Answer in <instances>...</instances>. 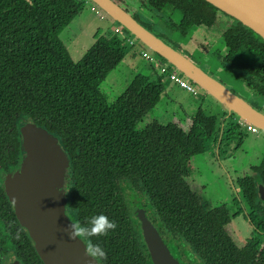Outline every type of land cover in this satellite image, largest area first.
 <instances>
[{
	"label": "trees",
	"instance_id": "16d2710c",
	"mask_svg": "<svg viewBox=\"0 0 264 264\" xmlns=\"http://www.w3.org/2000/svg\"><path fill=\"white\" fill-rule=\"evenodd\" d=\"M83 6L81 0H0V138L17 113L66 138L75 172L71 205L78 220L85 224L104 214L117 223L107 236L93 238L107 253L101 264H147L142 245L132 237L116 177H137L166 225L189 236L209 262L261 264L249 246L238 248L225 232L228 209L204 210L183 180L190 156L215 144L219 118L199 109L188 130L157 121L138 127L160 100L162 77L137 73L122 95L108 101L100 84L128 48L122 36L107 29L74 61L60 35ZM228 45L230 57L256 52L245 41ZM262 53L252 60L263 67L259 90L264 96ZM255 170L264 185V157ZM240 185L251 225L264 233V204L255 202L253 180L241 179ZM33 257V264H42L35 252Z\"/></svg>",
	"mask_w": 264,
	"mask_h": 264
},
{
	"label": "flooded vegetation",
	"instance_id": "af4514ba",
	"mask_svg": "<svg viewBox=\"0 0 264 264\" xmlns=\"http://www.w3.org/2000/svg\"><path fill=\"white\" fill-rule=\"evenodd\" d=\"M28 1L32 4H34L33 2H39V0ZM81 1H83L84 5L89 4V8L92 10L95 18L101 21L106 20V22L109 23L106 27L101 28L103 26L91 24V22H93L91 21L89 25L84 27L83 32L79 34L80 37L77 40L73 35H70L64 41L62 40L71 58L74 61H78L86 50L96 41L97 36L107 29L118 36H122L124 38L123 43L126 44L125 46L128 48L123 59L106 75L105 79L100 84V89L108 101H113L122 95L128 89L137 73H143L150 77L161 75L164 87L167 81L178 86L177 83L171 79V74L176 73L179 76L183 75L176 71L172 65L168 64V62L158 54L142 48V45L139 44V41L133 35L122 28L116 21L112 20L91 0ZM112 1L126 12H129L133 18L155 35L159 36L170 46L189 56L191 59L196 57L192 47L201 51L211 50L210 56H212V61L215 60V64L218 65L217 69L226 70L239 79L243 88L248 93V100L241 94L239 95L246 99L251 105L264 111V96L259 90L261 88L260 74L263 71V67L257 59L252 60L253 57L258 58L260 53L264 50V39L260 36L258 37L253 30H250L241 22L219 10L206 0H203L204 3H201L200 0H167L170 4L167 3L165 5H159L162 4L161 0ZM81 12L82 10L80 13ZM228 41H234L235 43H242V41H245L248 44L251 43L256 49V52H250V54L246 55L247 58L237 56L230 57L231 47H229ZM67 42L71 49L68 47ZM146 52L150 54L149 57L144 55ZM137 53L141 58L149 62H155V66L149 63L141 67L140 61L137 62V65L136 61L138 59L137 56H135ZM261 58L264 59V55L261 56ZM196 64L204 71L206 70L205 66H201L198 63ZM146 67L149 68L148 71H146ZM209 73L216 80L225 85V87L232 90L227 83L219 79L217 74ZM185 78L191 82L187 77ZM191 84L193 85L194 91L181 89V91H184L182 92L183 97L186 94H191L194 98L200 100L197 106L196 104L194 105L191 113L188 110L186 113L183 112L177 101H173L172 103L174 105L171 106L170 104L167 110L162 107L160 109V106L167 102L166 99H164L165 91H163L159 102L146 113L143 119L138 123V127L144 128L152 121H157L161 124L173 122L183 129L188 130L192 124V118L199 109H203L207 113L216 115L219 118L215 144L208 150L190 156L187 164L188 170L183 176V180L189 191L193 193L199 206L204 210L222 206L228 209L230 219L224 225L225 232L238 248L241 249L245 246H249L250 251L255 254L254 260L264 264V233H256L251 225L252 223L248 217V213H250L251 209L243 197V191L240 185L241 179L251 178L256 190L255 202L264 204V198L259 191V187L264 189V185L261 184L258 172L255 170V167L260 164L264 154H262L254 164L251 163L245 168H241L242 171L240 172L236 171L231 162H229L228 165L227 157L230 158L233 156L246 139L242 137V129L246 128V130H248L244 125L246 123L233 115L227 116L225 112L217 114L214 110L208 109L204 101V96L202 97V95L206 93L203 91L201 92L193 82H191ZM183 97L179 98V100L183 99ZM167 99L169 98L167 97ZM164 111L170 112L172 116L168 114L167 118L161 119V115H167ZM28 118L29 116L25 114L17 113L12 127L0 138V146L1 143H3L0 148V264H8L17 260L22 261L23 264H33L30 260L34 258V252L37 254L34 242L28 230L21 225L15 215L14 204L3 189L1 178V174L17 170L26 154L21 135L22 127ZM35 123L39 125L37 122ZM43 128L45 129V127ZM47 131L53 137L57 138L59 147L66 160L61 184L62 197L64 200L63 212L68 219L70 217L72 220H78L77 212L71 205L72 190L73 186H75V180L73 179L75 172L73 170L69 143L66 142V138L63 139V137L54 130L50 129ZM196 157L197 160H195ZM193 161H195V166L200 165L202 162L208 163L211 166L212 172H215L213 170V165H216L218 169H222L223 167L225 174L223 173L219 176L215 175L218 178L217 181L221 182L223 178H226L228 185L227 189L230 187L232 189L234 188L235 193L233 194L236 196L232 197L230 201L222 199L221 201H216L219 203H213V200L208 198L205 192V185L195 183L191 177ZM226 165L227 169L225 167ZM228 167H230L231 170ZM115 182L118 192L121 193L126 204L129 218L133 230L135 231L132 237H136L139 245H142L141 248L144 250L147 264H154V262L152 261L144 240L142 223L138 217L139 211H142L145 220H148L156 229L159 237L167 246L169 253L179 264H213L206 259L205 251L197 249L193 245L189 236L173 230L166 225L167 223L164 222L155 209L149 195L146 193L145 188L137 177H116ZM229 202L234 205L231 206ZM239 217L243 219V223L246 222L250 229L249 234L245 238H242V231L239 227L241 222L236 220ZM229 224H231L230 227H228ZM235 224H237L238 227H236ZM238 242L240 243L238 244ZM256 243H261L262 248H257Z\"/></svg>",
	"mask_w": 264,
	"mask_h": 264
},
{
	"label": "water",
	"instance_id": "95a60500",
	"mask_svg": "<svg viewBox=\"0 0 264 264\" xmlns=\"http://www.w3.org/2000/svg\"><path fill=\"white\" fill-rule=\"evenodd\" d=\"M91 1L133 35L146 50L158 54L208 93L224 108L227 116L233 115L264 132L263 110L225 87L193 59L170 46L112 0ZM206 1L264 39V0ZM79 15L66 28L80 24L82 17ZM21 138L26 154L17 170L1 174L2 186L14 204L19 222L28 230L42 264H96L85 254L83 242L78 238L69 239L66 232L71 223L63 212L61 187L66 160L57 138L30 117L22 127ZM259 191L264 198V189L259 187ZM138 217L154 264H179L156 229L145 220L142 211L138 212ZM8 264L23 263L17 260Z\"/></svg>",
	"mask_w": 264,
	"mask_h": 264
},
{
	"label": "rangeland",
	"instance_id": "374dc122",
	"mask_svg": "<svg viewBox=\"0 0 264 264\" xmlns=\"http://www.w3.org/2000/svg\"><path fill=\"white\" fill-rule=\"evenodd\" d=\"M35 3V2H33ZM89 4H85L82 12L79 16H81V19H87L88 22H91V24H98V26H103L101 28H104L108 25V23L106 22V20L101 21L98 18H95L93 16V12L92 10L89 8ZM95 20H94V18ZM69 37V36H68ZM68 43V42H67ZM68 47L71 49V47L69 46L68 43ZM194 50V55L196 57H194V61L198 64H200L201 66H205L206 68V72L208 74L214 73L217 74L219 79H221L224 83H227V85H229L232 88V91H234L237 94H241L242 96H244L247 100H248V93L247 91L243 88V85L241 84V81L239 79H237L233 74L229 73L226 70H219L218 65L215 64V60L212 61V56H210L211 54V50H207V51H201L197 48H193ZM137 61H140L141 63V67L144 66V64H149L152 63L153 66H155V62H149L146 59L141 58V56L137 53ZM79 57V56H78ZM77 57V58H78ZM75 58V59H77ZM202 62V64H201ZM138 65V64H137ZM149 68L146 67V71H148ZM179 88H177L178 90ZM179 91H181V89H179ZM182 92L181 91L178 93L179 98H182ZM205 99V104L207 105L208 109H212L214 111L216 106L215 104H213L214 102L210 99ZM175 101V100H174ZM200 100L196 98V102H199ZM163 105H161L162 107ZM205 107V106H204ZM166 110L168 109L167 106L164 107ZM166 112V111H164ZM167 115H161V119H165L168 117V114L172 116V114L169 112H166ZM242 137H244V142L243 144L238 148V150L235 152V154L233 156H231L230 158L227 157V162L229 165V162H231L233 165H235V169L236 171L240 172L242 171L241 168L243 167V165L248 166L249 164H254V162L262 155L264 154V132L257 129L256 131H248L246 130V128L242 129ZM228 149V148H227ZM201 158V157H200ZM197 160V157L196 159ZM215 163V161H214ZM193 166H192V174L191 177L193 178L195 183H200L201 185L204 184L205 185V192L208 196V198H210L211 200H213V203H219L216 202L217 200H222L224 199L225 201H230L232 199V197L236 196L234 188L232 189L231 187L229 189H227V180L226 178H223V180L217 181L218 178L215 176H219L222 175L224 172V169L222 167V169H218V167L216 165H213V170L215 172H212L211 166L206 163V162H202L200 165L195 166V161L192 162ZM223 165V164H222ZM227 169V165L225 166ZM230 170L231 168L228 167ZM230 186V185H229ZM229 204L231 206H233L234 204H231L229 202ZM236 220L241 222V225L239 226L241 228L242 231V238H245L248 234H249V227L246 224V222L243 223V219L241 217L237 218ZM231 224L228 225V227H230ZM236 227L237 224H235ZM240 239V238H239ZM257 242V241H256ZM240 242H238L239 244ZM257 244V243H256ZM262 248L261 243L257 244V248Z\"/></svg>",
	"mask_w": 264,
	"mask_h": 264
},
{
	"label": "clouds",
	"instance_id": "9594fccd",
	"mask_svg": "<svg viewBox=\"0 0 264 264\" xmlns=\"http://www.w3.org/2000/svg\"><path fill=\"white\" fill-rule=\"evenodd\" d=\"M66 228L69 239H80L85 245V254L93 258L96 264L107 260V253L99 243H94L93 238L107 236L110 231L117 228V223L104 214L94 215L87 219L85 224L72 220Z\"/></svg>",
	"mask_w": 264,
	"mask_h": 264
},
{
	"label": "crops",
	"instance_id": "0c3cea01",
	"mask_svg": "<svg viewBox=\"0 0 264 264\" xmlns=\"http://www.w3.org/2000/svg\"><path fill=\"white\" fill-rule=\"evenodd\" d=\"M89 24H90V21L88 22L87 19H80V24L70 26V27H68V28H66V29L63 30V32L61 34V39L64 41L66 38H68V36L73 35L76 38V40H77L80 37L79 34L81 32H83L84 27L87 26V25H89ZM142 48H144V47L142 46ZM177 88L182 89V88L176 86L175 84H172L171 82H168L167 81L165 83L164 99H166L167 102H165V104H162L161 103L163 105L162 108H164L165 106L169 107L170 104H171V106L174 105L172 102L175 100V101H177L179 103V106L181 107V110L183 112L186 113V111L188 110L191 113L193 111L194 105L196 104V106H197V104L199 102H196V98H194V96H192L191 94H186V95H184L183 99L179 100L178 93L181 92V91H179V89L177 90ZM198 89L201 92L203 91L199 87H198ZM203 92L206 93L205 91H203ZM203 96H204V98L206 97V99H210V100H212L214 102L213 104H215V106H216V108H215L216 111H214L215 113L221 114L222 112H225L224 108L215 99H213L208 93L203 94L202 97ZM167 97L169 99H167ZM204 101H205V99H204ZM161 104H159V105H161ZM160 109H161V106H160ZM227 121H228V119H227ZM244 125L247 127V125H251V124L246 123ZM233 167L235 168L234 165H233ZM245 167H246V165H243L242 168H245Z\"/></svg>",
	"mask_w": 264,
	"mask_h": 264
},
{
	"label": "built area",
	"instance_id": "2783aa9c",
	"mask_svg": "<svg viewBox=\"0 0 264 264\" xmlns=\"http://www.w3.org/2000/svg\"><path fill=\"white\" fill-rule=\"evenodd\" d=\"M117 30V29H116ZM145 56L149 57V53H144ZM171 79L174 80L177 85L185 90L194 91L193 85L184 76H179L176 73L171 74ZM248 130L255 131L256 128L252 125H247Z\"/></svg>",
	"mask_w": 264,
	"mask_h": 264
}]
</instances>
